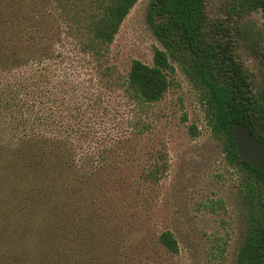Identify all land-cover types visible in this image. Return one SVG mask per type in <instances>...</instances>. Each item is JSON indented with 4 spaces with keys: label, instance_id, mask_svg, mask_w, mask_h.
<instances>
[{
    "label": "trees",
    "instance_id": "16d2710c",
    "mask_svg": "<svg viewBox=\"0 0 264 264\" xmlns=\"http://www.w3.org/2000/svg\"><path fill=\"white\" fill-rule=\"evenodd\" d=\"M138 1L0 0V264H94L118 240L124 212L117 201L109 206L105 175L122 162L112 148L132 137L107 148L84 146L93 127L90 118L74 116L86 105L83 95L74 101V45L101 79L110 76L105 56ZM208 2L151 0L148 23L164 50L155 49L152 66L133 60L125 78L134 136L147 130L137 115L171 85L170 58L188 66L226 162L244 174L252 215L237 264H264V173L241 159L233 139L240 123L264 143V86L236 51L251 36L242 18L264 16V0H228L226 19L214 30L207 29ZM53 21L73 36H44ZM94 93L86 108L101 109L102 92ZM147 179L157 180V173ZM158 240L179 252L172 232Z\"/></svg>",
    "mask_w": 264,
    "mask_h": 264
},
{
    "label": "rangeland",
    "instance_id": "374dc122",
    "mask_svg": "<svg viewBox=\"0 0 264 264\" xmlns=\"http://www.w3.org/2000/svg\"><path fill=\"white\" fill-rule=\"evenodd\" d=\"M227 2L209 0L208 30L226 19ZM150 3H136L110 45L103 62L110 76L101 79L88 56L79 54L74 45V101L83 95L82 102L91 104L90 98L100 89L103 102L101 109L85 105L78 114L74 111V116L91 119L93 134L84 146L107 148L120 138L132 137L112 148L122 162L115 164L114 173L109 170L105 175L109 206L117 201L124 212V225L118 240L109 243L94 264H237L252 215L245 198L244 174L226 162L223 140L207 123L198 87L186 72L188 66L170 58L171 85L159 102L145 106L137 115L147 130L134 136L137 131L131 119L135 109L126 97L125 78L133 60L152 66L155 49L164 50L148 23ZM48 8L53 10L51 2ZM240 24L251 36L236 49L238 57L262 87L263 13L245 14ZM46 33L73 36L56 21ZM152 171L157 180L147 179ZM260 200L264 204V185ZM164 231L177 239V254L159 243Z\"/></svg>",
    "mask_w": 264,
    "mask_h": 264
},
{
    "label": "water",
    "instance_id": "95a60500",
    "mask_svg": "<svg viewBox=\"0 0 264 264\" xmlns=\"http://www.w3.org/2000/svg\"><path fill=\"white\" fill-rule=\"evenodd\" d=\"M233 139L241 159L264 173V143L255 138L240 123L233 126Z\"/></svg>",
    "mask_w": 264,
    "mask_h": 264
}]
</instances>
